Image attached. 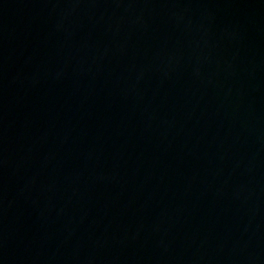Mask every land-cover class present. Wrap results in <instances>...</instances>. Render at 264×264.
<instances>
[{"label":"water","instance_id":"water-1","mask_svg":"<svg viewBox=\"0 0 264 264\" xmlns=\"http://www.w3.org/2000/svg\"><path fill=\"white\" fill-rule=\"evenodd\" d=\"M0 264H264V0H0Z\"/></svg>","mask_w":264,"mask_h":264}]
</instances>
